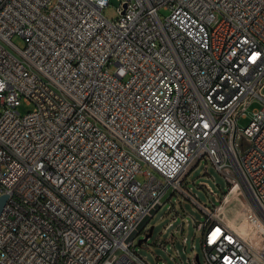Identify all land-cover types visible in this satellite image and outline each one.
Returning <instances> with one entry per match:
<instances>
[{"label": "built area", "instance_id": "1", "mask_svg": "<svg viewBox=\"0 0 264 264\" xmlns=\"http://www.w3.org/2000/svg\"><path fill=\"white\" fill-rule=\"evenodd\" d=\"M108 5L0 0V264H149L130 237L176 192L205 215L189 264H264V0ZM201 159L249 240L182 187Z\"/></svg>", "mask_w": 264, "mask_h": 264}, {"label": "rangeland", "instance_id": "2", "mask_svg": "<svg viewBox=\"0 0 264 264\" xmlns=\"http://www.w3.org/2000/svg\"><path fill=\"white\" fill-rule=\"evenodd\" d=\"M120 0H109V5L103 11L104 18L115 20L118 16L116 8ZM159 15L164 18L168 15L165 10H159ZM12 42L19 48L24 47V40L20 36H14ZM115 67L108 69L113 73ZM264 91V90H263ZM260 104L254 100L247 109V116L250 111L259 108ZM32 106L21 103L17 108L20 115L26 114ZM249 119H239V127H245ZM144 171L145 168H142ZM138 181L143 182L145 176L138 174ZM206 184L220 198L226 200L220 205L215 200L216 197L208 193L201 184ZM182 187L196 198L203 206L211 208L212 205L220 207L216 218L228 224L242 237L250 239V228L243 219L242 207L239 199L233 197L234 190L230 192V187L225 179L209 160L201 159L196 165L185 174L182 180ZM229 195V196H228ZM232 196V197H231ZM230 200L228 201V199ZM205 221V215L193 202L180 192L172 194L151 218H146L140 228L139 233L131 235L137 253L149 264H189V260L197 254L200 261L203 260L201 251V224ZM183 225V227H182ZM152 227L151 235L143 241L144 230ZM186 239L183 242V239ZM140 242V245L138 243Z\"/></svg>", "mask_w": 264, "mask_h": 264}, {"label": "water", "instance_id": "3", "mask_svg": "<svg viewBox=\"0 0 264 264\" xmlns=\"http://www.w3.org/2000/svg\"><path fill=\"white\" fill-rule=\"evenodd\" d=\"M6 200H7V196L6 195L0 196V212L3 209V206H4L5 202H6ZM151 233H152V227H150L147 230V232H146V234H145V236L143 238V241H145L151 235ZM138 245H140V242L138 243Z\"/></svg>", "mask_w": 264, "mask_h": 264}, {"label": "crops", "instance_id": "4", "mask_svg": "<svg viewBox=\"0 0 264 264\" xmlns=\"http://www.w3.org/2000/svg\"><path fill=\"white\" fill-rule=\"evenodd\" d=\"M232 190H234V194H233L232 196H233V197H237V195H238V191H237V189L233 188ZM232 190H230V192H231ZM230 192H229V195H230ZM229 195H228V196H229ZM232 196H231V197H232ZM231 197H230V198H231ZM228 198H229V197H228ZM230 198L228 199V201L230 200ZM225 200H226V199H225Z\"/></svg>", "mask_w": 264, "mask_h": 264}, {"label": "bare ground", "instance_id": "5", "mask_svg": "<svg viewBox=\"0 0 264 264\" xmlns=\"http://www.w3.org/2000/svg\"><path fill=\"white\" fill-rule=\"evenodd\" d=\"M226 181H227V177H225Z\"/></svg>", "mask_w": 264, "mask_h": 264}]
</instances>
